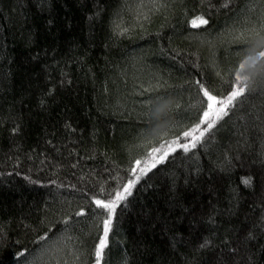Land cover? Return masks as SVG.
I'll list each match as a JSON object with an SVG mask.
<instances>
[{
    "label": "trees",
    "instance_id": "trees-1",
    "mask_svg": "<svg viewBox=\"0 0 264 264\" xmlns=\"http://www.w3.org/2000/svg\"><path fill=\"white\" fill-rule=\"evenodd\" d=\"M261 25L264 0H0V264H96L95 200L173 140L116 208L100 264H264V59L179 147L205 109L196 82L227 96Z\"/></svg>",
    "mask_w": 264,
    "mask_h": 264
},
{
    "label": "snow or ice",
    "instance_id": "snow-or-ice-1",
    "mask_svg": "<svg viewBox=\"0 0 264 264\" xmlns=\"http://www.w3.org/2000/svg\"><path fill=\"white\" fill-rule=\"evenodd\" d=\"M227 7V4L225 5ZM208 20L202 16L197 17L191 21V25L194 28H198L202 25H207ZM261 30H264V25H261ZM255 32V39L249 37L245 43L248 45V51L246 57L239 63L238 68L235 72L234 81L227 94V96L220 98L214 95L207 87L204 86L200 81L196 83L199 85L203 97L206 98L204 101L205 109L202 112L201 119L194 127L188 131L183 132L185 138L191 137L190 146L189 144H180L179 147L183 151L188 152L191 148H195L197 143L203 142V138L212 128L216 126V123L224 116L228 115L229 108H234L235 101L245 94V90L248 88V81L250 79L247 75L249 68H255L261 59H264V37H261L260 31L253 30ZM159 106L156 108V112L163 113L165 117L171 112L172 106L164 102L163 97L158 98ZM179 107V105H175ZM203 130H201V126ZM199 132V135L196 133ZM178 143L177 140L165 141L161 143L159 147L153 146L151 151L146 154L147 158L143 161V167H141L142 161L137 159L134 161V166L131 169L132 176L134 178L128 179L123 185L122 190H118L114 193L113 198L105 200L97 199L95 204L97 207L102 208L108 212V218L103 221V238L99 241L96 248V264H100L103 250L107 247V237L110 231V225L115 216L116 208L120 205V202L126 201L128 197L132 195L133 188L140 182L142 176H146L149 171L157 166L158 163H164L171 151H175V145ZM158 154V155H156ZM139 170V174L137 171ZM246 185L250 184V179L243 181ZM85 211L81 209L76 213L77 216L85 215ZM71 219V218H69ZM65 223H68L66 220ZM46 239V237H42Z\"/></svg>",
    "mask_w": 264,
    "mask_h": 264
}]
</instances>
